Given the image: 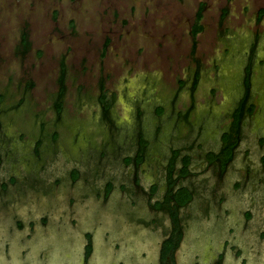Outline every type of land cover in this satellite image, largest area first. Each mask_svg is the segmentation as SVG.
<instances>
[{
	"label": "rangeland",
	"instance_id": "obj_1",
	"mask_svg": "<svg viewBox=\"0 0 264 264\" xmlns=\"http://www.w3.org/2000/svg\"><path fill=\"white\" fill-rule=\"evenodd\" d=\"M200 7L203 28L193 36ZM235 138L215 186L219 169L203 162L204 151ZM139 149L147 161L137 185L125 158ZM0 151V177L17 176L4 194L9 202L53 205L49 221L69 229L102 215L110 229L108 239L99 237L104 253L122 224L147 222L146 181L162 183L169 159L180 165L188 155L194 175L186 184L195 194L180 217L201 233H225L229 216L249 208V236L264 248L257 232L264 231V0H0ZM235 178L243 181L237 189L229 184ZM106 180L125 185L105 205L95 194ZM211 185L234 197L215 205ZM37 205L27 216L43 212ZM217 242L209 244L214 252ZM213 254L200 264H213Z\"/></svg>",
	"mask_w": 264,
	"mask_h": 264
},
{
	"label": "flooded vegetation",
	"instance_id": "obj_2",
	"mask_svg": "<svg viewBox=\"0 0 264 264\" xmlns=\"http://www.w3.org/2000/svg\"><path fill=\"white\" fill-rule=\"evenodd\" d=\"M237 139L235 138L217 150L204 151L203 162L215 163L219 169L220 175H218L215 186L219 184L220 177L223 181V173L233 156ZM37 150L38 147H36ZM143 151L144 149H139L134 155L125 158V161H132L136 168L133 181L137 185L141 181L140 170L137 168L147 161ZM173 151L178 153L179 149ZM210 151H213L211 156ZM186 156L188 158L186 163L181 161L180 165L176 163L177 156L173 155L169 159L162 183L160 179L146 181L148 186L144 188V193L147 199L145 202L147 222L122 224L120 237L112 238L109 242L110 247L105 253L99 237L108 239L110 229H105L103 226L106 223L102 220L101 214V219L98 218L100 222L88 225L81 221L79 226L69 229L61 221L55 223L49 221L48 212L52 211L53 205L50 206L52 208L45 209L44 205H37V203L21 204L22 202L18 203L16 199L12 203L9 202L4 194L9 189L15 188L17 176L12 173L3 178L0 177V264H200L201 257L209 253H214L212 255L214 256L213 264H259L261 261L264 264V248L259 246L260 243L257 245L260 240L249 236L250 230L247 226L252 216L251 209H240L238 217L234 219H230L229 216V228L224 229L226 234H231L232 241L225 237L223 231L213 230L201 233L196 230L192 221L180 217V214L190 211L188 210L189 205H192L195 194L192 186L186 184L187 178L194 175L190 169L191 160L188 155ZM2 159L0 151V164ZM78 171L76 168L70 171L68 177L70 185H74L79 176ZM202 172L195 173V177L202 178L204 176L201 175ZM58 182L59 179L55 180V183ZM208 182L207 180L200 183L198 189L202 192L206 190L209 187ZM242 183L243 181L235 178L231 179L229 184L233 189H237ZM160 184L164 185V189L159 195ZM116 185L118 189H122L125 183L114 184L113 180L103 181L101 189L95 194V197L100 199V204H108L107 201ZM22 190L25 191L23 185ZM31 192L34 194L33 191ZM68 192L71 191L68 190ZM32 193L27 195L30 197ZM211 193L214 195L215 205H226L222 202L227 197H234H231L229 192L221 196L214 188ZM34 196V201H36V194ZM66 199L70 205L75 197L73 195L69 197L67 193ZM22 200V197L18 196V201ZM130 204L134 205V202ZM237 204L246 205L240 200ZM32 205H37L39 209L44 207L43 212H36L34 217L27 216L34 209ZM206 205L212 204L207 203ZM225 213L229 215L230 209L226 208ZM117 217L120 216L117 215ZM75 222L76 217L71 216V226ZM113 223L111 221L107 224L110 226ZM257 232L258 238L263 239L264 231L258 229ZM214 239L218 240L215 252L213 251L214 246L209 245ZM243 245L252 247L254 255L252 258L245 254L247 250ZM262 246L264 247V244Z\"/></svg>",
	"mask_w": 264,
	"mask_h": 264
},
{
	"label": "trees",
	"instance_id": "obj_3",
	"mask_svg": "<svg viewBox=\"0 0 264 264\" xmlns=\"http://www.w3.org/2000/svg\"><path fill=\"white\" fill-rule=\"evenodd\" d=\"M200 18H201V7L200 9L196 12V20L193 24V27H192V34L193 36L196 35V33L198 31H200L202 28H203V25L202 23L200 22ZM63 70L61 71L60 75H59V83H60V87H59V92L60 94L64 93V75H63ZM245 98L246 96L244 95L243 99H242V102L240 103V106L238 107V109L235 111V116H234V122H233V127L232 129H237V122L239 120V117H240V113L242 111V106L244 105V101H245ZM58 107H60V104H58ZM249 109H252V105L249 106ZM224 137L226 140H228L229 138V132H225L224 134ZM227 150V149H226ZM225 150V151H226ZM228 151H229V148H228ZM227 152V151H226ZM213 151H210V156L212 155ZM229 153V152H228ZM187 156L186 158H184V163H186L187 161Z\"/></svg>",
	"mask_w": 264,
	"mask_h": 264
}]
</instances>
